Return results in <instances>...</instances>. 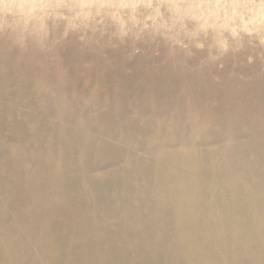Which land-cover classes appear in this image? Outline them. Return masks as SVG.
I'll return each instance as SVG.
<instances>
[{
	"label": "bare ground",
	"instance_id": "bare-ground-1",
	"mask_svg": "<svg viewBox=\"0 0 264 264\" xmlns=\"http://www.w3.org/2000/svg\"><path fill=\"white\" fill-rule=\"evenodd\" d=\"M207 1L210 24L264 30V0ZM64 3L0 20V264H264V74L177 64L131 88L107 55L109 74L32 40L23 21Z\"/></svg>",
	"mask_w": 264,
	"mask_h": 264
},
{
	"label": "rangeland",
	"instance_id": "rangeland-1",
	"mask_svg": "<svg viewBox=\"0 0 264 264\" xmlns=\"http://www.w3.org/2000/svg\"><path fill=\"white\" fill-rule=\"evenodd\" d=\"M73 1L74 6L50 5L49 11L48 7H41L46 14L43 9H35L39 18L23 21L28 28L41 29L42 35L33 33L32 40H44L49 46L71 41L76 45L71 51L87 57L82 67L88 68L94 57L101 64V73H108V66H102L107 55V64L129 80L131 88L138 87V83L134 84L129 74H135L136 79L147 71H155L161 81L169 70L176 72L177 64L192 72L199 69L205 76L214 74L216 82L236 77L245 81L252 69L264 74V30L246 27L247 23L235 30L221 26L224 23L220 20L222 24H210L203 17L207 0H190L193 7H187L186 0H137L128 4L98 0L89 10L79 0ZM6 2L0 0V20L12 22L19 12L15 11L17 6L12 10L4 8L9 6ZM240 5V11L246 13L257 7L251 0H240ZM80 9L83 12L76 14ZM47 28H52V32L43 31ZM171 60L176 66H171Z\"/></svg>",
	"mask_w": 264,
	"mask_h": 264
}]
</instances>
